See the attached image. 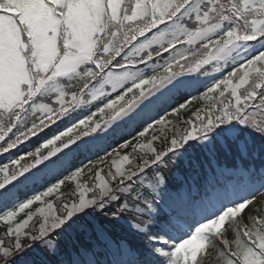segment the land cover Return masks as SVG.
<instances>
[{"label": "snow or ice", "instance_id": "6c2138e0", "mask_svg": "<svg viewBox=\"0 0 264 264\" xmlns=\"http://www.w3.org/2000/svg\"><path fill=\"white\" fill-rule=\"evenodd\" d=\"M0 264H264V0H0Z\"/></svg>", "mask_w": 264, "mask_h": 264}]
</instances>
